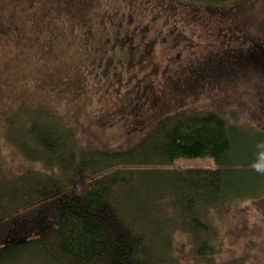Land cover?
Wrapping results in <instances>:
<instances>
[{
    "label": "trees",
    "instance_id": "1",
    "mask_svg": "<svg viewBox=\"0 0 264 264\" xmlns=\"http://www.w3.org/2000/svg\"><path fill=\"white\" fill-rule=\"evenodd\" d=\"M172 1L194 9L231 6L229 0ZM12 2V12L0 8V36L21 30V17L25 20L34 10L36 20H46L49 26L42 31L51 38L52 49L74 27L90 32L88 13L99 3ZM221 18L237 21L233 16ZM250 26L264 36V16ZM129 35L126 31L120 42ZM66 42L70 44V38ZM57 53L66 50L55 51L38 69L49 93L61 82ZM15 108L5 117L2 140L39 167L22 172L13 183L0 175L14 189L13 201L0 199V209L6 211L0 215V264H244L243 258L217 259L224 242L215 216L235 204L264 200V174L256 191L246 182L257 167L258 173L264 172V165L235 160V132L242 126L236 112L167 116L134 146L108 152L80 147L68 121L42 103L21 101ZM203 157L215 166L171 167L182 158ZM228 167L248 174L231 175ZM175 209L184 213L180 226ZM177 232L188 240L186 252L179 248ZM13 235L23 238L5 241Z\"/></svg>",
    "mask_w": 264,
    "mask_h": 264
},
{
    "label": "rangeland",
    "instance_id": "2",
    "mask_svg": "<svg viewBox=\"0 0 264 264\" xmlns=\"http://www.w3.org/2000/svg\"><path fill=\"white\" fill-rule=\"evenodd\" d=\"M97 1V8L88 13L91 31L74 27L55 49L42 31H48L46 20H36L34 10L25 20L21 17V30L0 36L2 177L13 183L22 172L39 167L2 140L6 115L19 102L29 100L63 116L80 147L108 152L134 146L167 116L233 111L242 125L235 132L236 162L264 165V36L250 26L264 16V0H229L231 6L214 9H194L172 0ZM12 4V0H0L1 9L12 12ZM226 15L237 21L221 18ZM126 31L130 35L120 42ZM57 50H66L55 55L61 82L59 89L49 93L38 69ZM214 166L211 158L203 157L182 158L171 167ZM227 171L235 176L248 174L231 167ZM258 172L257 167L246 179L254 191L264 174ZM9 182L5 185L0 177V199L5 201H13ZM2 210L0 215L6 212ZM175 216L180 226L184 213L175 209ZM215 219L224 242L217 259L236 257L243 258L244 264H264V200L235 204ZM177 233L181 234L179 248L186 252L188 240ZM20 238L13 235L5 241Z\"/></svg>",
    "mask_w": 264,
    "mask_h": 264
}]
</instances>
